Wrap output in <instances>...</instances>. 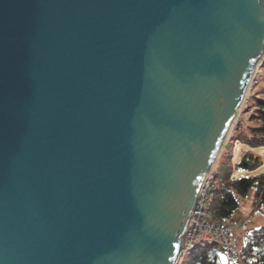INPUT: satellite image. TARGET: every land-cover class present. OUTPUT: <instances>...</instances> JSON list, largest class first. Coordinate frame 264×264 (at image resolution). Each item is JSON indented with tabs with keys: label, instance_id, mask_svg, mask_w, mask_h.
<instances>
[{
	"label": "water",
	"instance_id": "obj_1",
	"mask_svg": "<svg viewBox=\"0 0 264 264\" xmlns=\"http://www.w3.org/2000/svg\"><path fill=\"white\" fill-rule=\"evenodd\" d=\"M263 55L264 0H0V264H175Z\"/></svg>",
	"mask_w": 264,
	"mask_h": 264
},
{
	"label": "trees",
	"instance_id": "obj_2",
	"mask_svg": "<svg viewBox=\"0 0 264 264\" xmlns=\"http://www.w3.org/2000/svg\"><path fill=\"white\" fill-rule=\"evenodd\" d=\"M261 72L264 80V62L257 71L258 81ZM256 86L250 90L243 107V111L250 110L251 115L247 121H239L232 129L212 181L213 198L210 207L214 218L223 222L232 221L237 216L243 199H253L254 208L264 207V170L256 171L263 165V160L259 154L251 151L264 147V85L258 91ZM237 142L247 149L238 162L232 163ZM236 170L249 174L236 177ZM252 230L253 237L241 248V262L264 264V223ZM223 253L224 250L219 244L201 241L186 253L181 264H224Z\"/></svg>",
	"mask_w": 264,
	"mask_h": 264
},
{
	"label": "built area",
	"instance_id": "obj_3",
	"mask_svg": "<svg viewBox=\"0 0 264 264\" xmlns=\"http://www.w3.org/2000/svg\"><path fill=\"white\" fill-rule=\"evenodd\" d=\"M264 62V55L262 63ZM257 72L253 75L249 89L258 84ZM251 112V111H250ZM210 173L203 182L197 203L191 214L188 228L184 235L182 250L175 264H181L188 251L195 248L201 241L219 244L224 250L226 264H236L241 258V252L235 244L232 236V221L223 222L216 220L210 207L213 195L211 186L213 177ZM252 237V233L247 239ZM238 264V263H237Z\"/></svg>",
	"mask_w": 264,
	"mask_h": 264
},
{
	"label": "rangeland",
	"instance_id": "obj_4",
	"mask_svg": "<svg viewBox=\"0 0 264 264\" xmlns=\"http://www.w3.org/2000/svg\"><path fill=\"white\" fill-rule=\"evenodd\" d=\"M263 85H264L263 73L261 72L259 75V82L256 86V90L257 91L262 90ZM249 92H250V89L248 90V94H249ZM248 94H247V96H248ZM246 101H247V98L245 99V101L243 102V104L241 106L240 113L237 117L236 123H238L239 121H242V122L247 121V119L251 115L250 110L243 111V107H244ZM236 123L234 124V126L236 125ZM230 134H231V132H230ZM230 134H229V136H230ZM229 136H228V138H229ZM245 149H247V147H245L242 143L237 142L235 144L232 163H236L239 161V159H240L242 153L245 151ZM251 151L259 154L263 160V165L256 171L264 170V147H258V148L252 149ZM219 160H220V156H219V159L217 160L215 166L213 167L212 174H211L212 177H215V173L217 172ZM235 173H236L235 176L248 175L249 174V172L241 171V170H236ZM252 202H253V199H251V198L243 199L241 201L242 208L239 210V212L237 213V216L232 220V223L230 224L232 226L231 228H232L233 239L235 241L236 246L240 250V252H241V248L244 246V244H246V242H248L253 237L252 228L257 227V226L264 223V214H263L264 213V207L254 208ZM250 233H252V237L250 239L249 238L247 239V236ZM222 258H223L224 264H226L224 254H223ZM237 263L243 264L241 262V258Z\"/></svg>",
	"mask_w": 264,
	"mask_h": 264
},
{
	"label": "crops",
	"instance_id": "obj_5",
	"mask_svg": "<svg viewBox=\"0 0 264 264\" xmlns=\"http://www.w3.org/2000/svg\"><path fill=\"white\" fill-rule=\"evenodd\" d=\"M245 150H246V149H245ZM251 150H252V149H251ZM252 152H253V151H252ZM254 153H255V152H254ZM261 171H262V170H261ZM235 175H236V173H235ZM236 177H237V176H236ZM241 208H242V203H241L240 209H241ZM240 209H239V210H240ZM238 212H239V211H238Z\"/></svg>",
	"mask_w": 264,
	"mask_h": 264
}]
</instances>
